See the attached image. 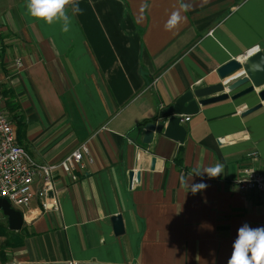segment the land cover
Wrapping results in <instances>:
<instances>
[{"label":"crops","instance_id":"0c3cea01","mask_svg":"<svg viewBox=\"0 0 264 264\" xmlns=\"http://www.w3.org/2000/svg\"><path fill=\"white\" fill-rule=\"evenodd\" d=\"M179 3L78 0L81 13L67 6L64 31L61 21L31 16L27 0H0L1 104L7 115V105L18 106L21 147L36 165H57L81 143L90 159L73 168L74 180L52 171L49 209L31 182L29 206L14 209L19 231L0 222L1 264H228L239 229L263 227L264 196L233 182L246 153L258 155L256 168L264 162V102L255 96L264 87L197 108L181 144L153 133L143 145L145 131L133 128L178 95L213 86L215 69L240 65L246 51L264 58V0H184L187 11ZM178 10L181 23L167 30ZM217 162L220 176L190 180L206 189L181 187L182 175Z\"/></svg>","mask_w":264,"mask_h":264},{"label":"built area","instance_id":"2783aa9c","mask_svg":"<svg viewBox=\"0 0 264 264\" xmlns=\"http://www.w3.org/2000/svg\"><path fill=\"white\" fill-rule=\"evenodd\" d=\"M2 27L0 25V33ZM256 48L246 51V55L253 54ZM14 65L19 67L18 61L14 60ZM2 93L0 92V199H3L9 205L10 209L26 210L29 206L33 193L30 188L32 181L36 180L41 189L36 194V198L41 200V210L49 207L45 200L47 194L52 192L51 183L53 178L52 171L59 169L69 180H74L72 174L73 168H82L86 163H90L88 158V149L86 144L81 143L74 151H71L57 165H36L26 155V151L19 147L15 142V134H13V121L4 111L2 107ZM187 117H180L178 123L181 126L187 122ZM244 167L237 173L233 182L234 188L239 193L252 191L253 193L264 196V162L260 167H255L258 155L256 153H246L244 155ZM55 205L50 209H54ZM4 217L0 214V222ZM261 224L264 227V213L262 215ZM1 264V263H0ZM9 264V263H2Z\"/></svg>","mask_w":264,"mask_h":264},{"label":"water","instance_id":"95a60500","mask_svg":"<svg viewBox=\"0 0 264 264\" xmlns=\"http://www.w3.org/2000/svg\"><path fill=\"white\" fill-rule=\"evenodd\" d=\"M217 83L213 86L201 87L197 90L186 91L173 99L172 104L162 107L157 113L154 121L147 122L143 125L145 131L140 142L147 145L153 133L159 137L168 139L173 143L181 144L184 140L185 128L178 123L180 117H187L196 114L197 108L205 105H214L217 102L230 100H239L245 95H250L256 88L264 87V58L255 51L248 55L240 65L234 60L226 62V64L215 69ZM241 91L231 93L238 89ZM255 96L260 102H264V89L258 90ZM254 107L244 110L242 116L251 114L258 108ZM150 162V166L152 164ZM133 175L128 173L127 181L131 185ZM0 214L5 218V225L8 232L14 233L19 231L22 221L18 211L10 209L7 202L0 199ZM120 217L115 215L109 218V224L112 226V235L120 236L123 232L120 223Z\"/></svg>","mask_w":264,"mask_h":264},{"label":"clouds","instance_id":"9594fccd","mask_svg":"<svg viewBox=\"0 0 264 264\" xmlns=\"http://www.w3.org/2000/svg\"><path fill=\"white\" fill-rule=\"evenodd\" d=\"M77 2L78 0H27V10L31 16L49 24L61 21L63 30L67 31L68 28L64 25L71 18L67 6L73 5L72 11L74 15H78L81 9L76 6ZM190 7V4H185L184 0H180V10L187 11ZM180 10L173 11L168 18L165 25L167 30H172L181 23L183 17ZM223 168V164L219 162L212 166L194 168L189 173L188 180L183 175L180 177L181 187L186 188L187 192L191 191L192 194L203 191L207 188L205 183L190 184L193 176L202 178L206 174L209 179H214L222 174ZM228 264H264V227L253 229L246 224L239 229Z\"/></svg>","mask_w":264,"mask_h":264},{"label":"trees","instance_id":"16d2710c","mask_svg":"<svg viewBox=\"0 0 264 264\" xmlns=\"http://www.w3.org/2000/svg\"><path fill=\"white\" fill-rule=\"evenodd\" d=\"M3 95H5L6 93L2 92V89L0 91ZM7 107V110H8V115H9V118L14 122V134H15V141H16V144H18L19 147L22 146V141L24 140V133H23V128H24V123L23 121L21 120V117L17 115V113H14L16 108H18V106H6ZM155 120V117H152V118H149V119H146L144 121H140L138 122L137 124L134 125L133 128H142L143 125H145L147 122H151V121H154ZM23 148V147H22ZM179 160L177 159V157L175 158V161L173 163H176L178 162Z\"/></svg>","mask_w":264,"mask_h":264}]
</instances>
